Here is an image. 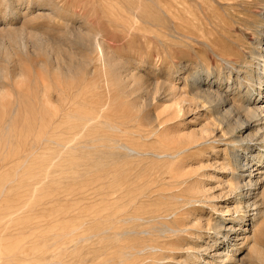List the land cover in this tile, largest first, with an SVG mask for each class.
Segmentation results:
<instances>
[{
    "label": "rangeland",
    "instance_id": "1",
    "mask_svg": "<svg viewBox=\"0 0 264 264\" xmlns=\"http://www.w3.org/2000/svg\"><path fill=\"white\" fill-rule=\"evenodd\" d=\"M120 1L0 0V67L7 72L5 78H0V87L2 88L3 85L7 92L4 99L0 102V192L5 187L7 196L16 197L20 192L23 193L25 190L32 189L38 185L37 188L40 194L37 196L39 198L51 196L53 193L57 194L61 189L72 192V194L75 192L74 194L81 197L83 196L80 205L85 214L83 230L86 239L83 243V248L75 250L76 252L72 250L68 252L60 251L63 252L59 256V259L63 260L62 264H130L135 257L126 258L123 255L120 259H125V262L120 263L119 258H115V248L120 250L128 243L142 241V237L132 235L115 240V169L120 162L126 163V161H130L124 154L115 152V149L110 147L112 146L110 145L112 141L107 138L111 135L109 133H113L110 138L115 137V133L106 130L107 136L104 128L99 129V133L103 132V134H100L99 140L95 141L96 144H93L98 149L79 148V150H72L70 148L71 150H69L67 148L66 150L55 142L62 143L67 139L63 144L68 145L70 141L71 143L73 142L72 144H74V141L76 143L79 138L77 140L73 138V133L75 134L79 128L78 124L82 123L81 121H83L85 115H95L97 112H104V116L108 115L106 117L113 121H115L116 114V118L125 121V123L128 121V126L125 125V128L131 131L150 130L157 123L156 118L159 117L160 120L169 118L166 123L171 131L190 133L202 129L204 125L210 123L213 119L212 112L200 108L194 110L188 108L186 113L181 116V113L173 111L174 108L168 109L174 104V101H172L173 103L171 101L165 102V100L164 103L163 101H157L163 94L161 87L162 83L167 79V69H171L174 83L183 87L181 74L177 75V61H190V59H193L192 56H194L192 50L190 52V48L182 44L177 46L175 43H173L174 46L168 48L163 38L160 39L162 37L161 29L166 26L162 24L164 20L161 18L159 11V6L161 7L164 4V0H156V2L155 0H132V3L134 1L142 3L138 7L135 3L138 17L129 16L127 9L132 4L130 0ZM159 1L162 2L159 3ZM186 1L189 2V6L194 12L196 10V12H201L204 9V12L206 11L207 13L210 10V15L212 14L211 11L223 14L228 10L229 14L232 11L234 13V10L228 5H220L228 2L234 3L232 0H220V2L218 0H214V2H212L213 0H203L204 7L197 6L198 8L195 5L193 7L191 0ZM237 1L240 6L236 5L237 7L234 8L235 12L239 11V18L244 19L245 22L243 21V23H246L243 26V28L245 26L246 28H244L238 41L243 43L245 40L244 43L247 45L245 46L243 43L244 46L249 47L251 27L255 25V16L259 19L258 13L262 5L257 0H254L253 3H251L252 0H236L235 2ZM116 5L121 7L117 8ZM247 6L250 7L248 8ZM209 7L211 9H208ZM119 9L123 10V12L121 13ZM229 9L232 10L230 11ZM152 11L156 14L152 13ZM118 12L120 13L118 14ZM140 14H142V17ZM113 15H116L115 18ZM127 17L131 22L130 25L133 26L132 30L139 31L135 33L131 29L121 30V26L124 23L120 25L119 23L123 22ZM224 17L228 18L225 15ZM109 18L112 19L108 20ZM117 18L120 19L117 20ZM144 20L146 22L151 21L146 23ZM142 22L144 28L149 25V29H145L150 31H145L143 26H141ZM157 23L160 24L158 25ZM138 24H141V27H136ZM162 25L163 27H161ZM234 27L236 28L237 25ZM170 28L175 29L173 23ZM115 29H120V31L116 32ZM182 29L184 28L181 27L180 30ZM141 31L145 33L142 35ZM152 33L155 35H152ZM203 33L205 36L208 35L207 37L212 35L209 26L205 28ZM94 35H97L106 50L114 53L118 60L124 62L127 69L130 68L131 74H135L141 79V89L139 87L136 89L137 91L128 93L118 86H113L112 78L107 74V68L105 67L101 68L100 78H94V76L89 74L91 67L95 64L89 63L94 54L88 49V42L90 36ZM261 39V46H257L254 42L252 46L256 49L259 47L257 51L263 54L264 35L261 36ZM218 44L219 47L223 45V47L221 46L223 49L230 45L225 40H220ZM201 46V48L199 47L200 52H198L200 57L206 55L209 58L212 56L209 46H206L205 43ZM235 46H237L236 43L233 47ZM236 49L238 52L240 51L238 46ZM170 50H174L172 51V53L175 52L176 54L174 58L169 56ZM237 56L244 58L247 55L244 52H239ZM257 59V57L250 59L248 56L246 60L251 61L249 64H252L254 71L257 68ZM20 72H23V77L18 76ZM262 73L264 77V71ZM108 79L111 81L110 87L107 86ZM257 88L258 86H256ZM255 91H251L249 96V91L244 94V90L242 92L243 96L241 93L240 97L237 98V103L240 100L239 102L241 103L251 105L254 100L260 99V105L264 106V93L260 95L258 90ZM154 95L156 101L153 99ZM45 97H50L54 102L53 108L49 104L46 106ZM166 103H171V105ZM64 112L68 113L65 114ZM71 114L73 116H70ZM233 116L234 119L240 116L242 120H245L246 117L245 113L241 115L236 111L233 112ZM106 117H102V120H105ZM69 118L72 119L69 120ZM132 124H134V127ZM252 124L255 127L257 126L254 133H257L261 127L260 133L264 132V119L254 120ZM88 132L87 135L80 138L83 140L90 139L91 136L95 138V135H92L95 134V131ZM242 133L246 134L247 132L241 129L236 132L237 135ZM131 137H133L131 140L144 144L146 148L155 146L160 148L162 146L154 142L155 139H139L133 135ZM105 139H107L106 142L109 144L105 142ZM220 143H217L218 150L216 152L212 150L210 145H205L204 153L202 151L200 155L191 157L188 162L190 169L194 170L203 188L200 195L201 202L196 204L197 206L195 205V208L192 209L194 211H190L189 218L185 220L193 236L189 237V235L185 234V238H183L184 235H181L180 239L166 238L167 250L171 251H167V254L169 253L167 258L160 264H184L183 260L187 264H192L202 261V259L209 260L207 264H221L219 259H215L212 256V253L223 249L231 255V261L227 264H264V212H262V217L260 216L261 218L259 217V221L257 220L256 223V221H253L252 213L254 210H251L252 207L247 208L245 207L246 205H243L240 211L237 212L235 210L236 194L233 191L231 192L229 187L233 177L231 170L225 168L232 165L231 150H229L231 148L222 142ZM252 143L257 150L258 147H264L262 139L255 140ZM239 148L237 147L239 150L237 151L244 156V147ZM74 154L77 156H74ZM26 156L30 158L25 162ZM131 161L133 166H136V169L141 170L142 167L140 165L143 166V172L146 170L153 171L159 165L155 160L151 159L141 160L140 158H134ZM95 165L99 166L96 167ZM260 168H263L262 171H264V164ZM243 169L249 168L245 167ZM243 169L239 168V171L237 170L238 173L243 172ZM251 169L243 173L247 176ZM168 170V168L164 167L162 172L165 174L164 178H167L166 181L170 182L172 179ZM69 174L72 175V178ZM252 175L254 180L255 177L259 180H256L259 184L253 190V193L257 198H261H258V201H261L262 205H260V202L258 207L261 211H264V173H259L256 170ZM67 176L70 179L69 177L66 179ZM162 177L161 173L160 181L155 186L158 190L160 188L163 190L166 187V184L161 182ZM57 184H59V187ZM157 196L145 199L146 202L148 201L147 203L143 202L142 199L143 203L140 201L139 205H152ZM70 202L76 203L77 200ZM61 204L64 203L58 205ZM197 219L199 225L195 224ZM219 221H222L225 227L233 229L226 232L224 230L226 228H221V231L216 233L213 227ZM174 257L175 259L172 260ZM178 260H180L179 263Z\"/></svg>",
    "mask_w": 264,
    "mask_h": 264
},
{
    "label": "bare ground",
    "instance_id": "2",
    "mask_svg": "<svg viewBox=\"0 0 264 264\" xmlns=\"http://www.w3.org/2000/svg\"><path fill=\"white\" fill-rule=\"evenodd\" d=\"M130 1L132 3V0ZM140 1H137L138 3L134 1L132 3L133 5L130 4L131 6L127 9L129 11V16L131 15L134 17L138 15V11L135 10V3L138 7L142 4ZM202 1L203 0H200V2L199 0H191L193 7L195 5L196 8H198L197 6L204 7V1ZM218 1L220 2V0ZM233 1L235 4L230 2L226 4H220L231 7L234 10V13L232 11L231 14H229L228 10L223 14L220 12L215 13L211 11V15L209 14L210 10L208 13L206 11L204 12V9H202L203 11L201 12H196L197 10L194 12L191 6H189V2L186 0H164V4H162L161 7L159 6L161 18L164 20V23L162 24L166 25L163 29H161L162 37L160 39L163 38L166 47L168 46V48L174 46L173 43H175L177 46L182 44L190 48V52L192 50L194 56H192L193 59H190V61H177V75L181 74L180 76L182 78L183 87L174 83L171 69H167V79H165L161 87L163 90V97L161 96V98H158L157 101H163V103L164 100L165 102L174 101V104L168 109L170 110V108H174L173 111L175 110L179 114L181 113V116L186 113V109L188 108L193 110L200 108L204 109L205 111H210L213 114V119L212 121L210 120V123L204 125L202 129L190 133L184 131L176 132L175 130L173 132L167 127L166 122L169 121V118H165L166 120H160L159 117H157V123L152 126V129L131 131L125 128V125H127L128 121L125 123V121L116 118V114L115 121H113L109 120V117H106L108 115L104 116V112H97L95 115H85L83 121H81L82 123L78 124L79 128L75 134L73 133V138H76V140L79 138L76 143L74 141V144H72L73 142L71 143L70 141V144L68 145L63 144L67 139L62 143L58 142L57 140V142L54 141L56 144L66 150L67 148H69V150H79V148L94 149L97 148V146L93 144H96L95 141L97 142L99 140L98 137L101 136L100 134H103V132L99 133L98 130L104 128V132L107 130L115 133V137L110 138L113 133H109L111 135L108 136V133L106 132V135L109 137L107 139L112 141V144L110 143L112 146L110 147H113L115 152L122 153V155L124 154L128 159H130V161H126V163L124 162L125 164L120 162V164L115 169V240L123 238L124 236L136 235L138 237H142V241L128 243L120 250L115 248V258H119L120 263L125 262V259H120L123 255H125L126 258L135 257V259L130 264L163 263L169 254H167V251H171L167 250V243L165 241L166 238L172 237L180 239L179 237H181V235H184L183 238H185V234L189 235V237L193 236L190 232L191 229L187 227L189 225L185 220L189 218V215L191 214L190 211L195 208V205L201 202L200 195L202 194L203 188L201 186V181L198 179L197 175H195L194 170H191L192 168L190 169V164L188 162L191 157L200 155L205 145H210L214 152L218 150V144L220 142L228 145L231 148L229 150H231L230 154L232 158V165L227 167L224 165V167L231 170V175L233 177L229 187L231 192L233 191V193L236 194L234 206L235 210L237 212L240 211L243 205H246L245 207L247 208L252 207L251 210H254L252 213L253 221H256V223L262 212H264L258 207L259 203L261 202L258 201V198L260 197L257 198V196L253 193V190L257 184H259L256 181L258 179L255 177L254 180L252 177V173H254L256 170H258L259 173H264V171H262L263 168H260L262 164H264V147H258L257 150V148H255L252 143L253 141L259 139L264 141V132L260 133V129L262 127L258 129L257 133L255 132V134L254 131L257 126L255 127V125L252 124L254 120L264 119V106L260 105V99L254 100V103L251 105L247 103H241L239 102L240 100L237 103V98L240 97V94L244 90V94H247L249 91V96L251 95L250 92L253 90H258L260 95L264 93V77L262 75V72L264 71V53L262 54L257 51L259 47L256 49L252 46L253 42L256 43L257 46H261L262 44L261 36L264 35V0H257L262 6L260 7L261 9L258 13L259 19H257L255 16V25L251 27V36L248 43L249 47H245L247 45L244 43L245 40L243 42L245 46L243 43L238 41V38H240L242 35L244 28H246V26L243 28L246 23H243L244 19L239 18V11L237 10V14L234 9L237 7L236 5H239L240 3L238 1L235 2L236 0H232V2ZM253 1L254 0H252L251 3H253ZM119 2L121 1L119 0ZM161 2L159 1V3ZM212 2H214V0ZM119 7L121 6H118L117 8ZM208 9L211 8L209 7ZM119 10L121 13L123 12V10ZM216 10L218 11V9ZM120 12H118V14ZM152 13L155 12L152 11ZM140 15L142 17V14ZM224 15L228 18L224 17ZM128 17L127 19L125 18L123 22L119 23V25L124 23L122 24L123 26H121V30H132L133 26L130 25L131 22ZM110 19L112 18H109L108 20ZM119 19L117 18V20ZM150 21L151 20L147 22L149 23ZM248 21L246 22L248 23ZM144 22L146 21L144 20ZM172 23L175 27V29L173 28L174 30L170 28ZM140 25L138 24L136 27L143 26V22L142 25ZM163 25L161 27H163ZM235 25H237L236 28L234 27ZM208 26L212 32L210 37H207L208 35L205 36L203 33L205 28H208ZM181 27L184 29L180 30ZM117 28L119 27L117 26ZM145 28L149 29V25ZM118 30L120 31V29H115L116 32ZM136 31L139 30H134L135 33ZM145 31L150 30L145 29ZM154 31L152 32L154 33ZM140 33H142V31ZM153 33L152 35H155ZM152 38L154 37L152 36ZM97 39V35L92 37L90 36L88 42V49L94 54V57L89 61V63L95 64V67H91L92 69L89 71V74L94 76V78H100L101 68L105 67L107 68V74H109V76L112 78L113 86H118L120 89L125 90L128 93L134 92L136 89L142 86L141 79L135 74H131L130 68L127 69L125 63L118 60L114 53L106 50L100 40ZM175 40L178 41L175 42ZM220 40H225V42H229L230 45H228L226 49L222 48L223 45H221L222 47L220 46V48L218 44ZM204 43L206 46L211 48L212 52L210 53H212V56L209 58H207L206 55L204 57H200V55H198V52H200L199 47ZM235 43L240 50L239 52H244V54L247 55L246 57L240 58L237 56L239 52L236 49L237 46H235L236 48L233 47ZM172 51L170 50L169 56L174 58V55L176 54L175 52L172 53ZM248 56L250 59L255 57L258 58L256 62V71H254L252 68V64H249L251 61H246ZM6 74L7 72L5 69L0 67V78H5ZM18 76L23 77V72H20ZM107 83V86L110 87L111 81H109V79L107 80ZM256 86H258L257 89ZM6 93L7 92L2 85V88L0 87V102L4 99ZM44 99L46 106H48L47 104H49L51 107L54 106V102L50 99V97H45ZM153 99L156 101L155 95ZM169 104L171 105V103ZM234 111L241 115L242 113H245V120H242L240 116L234 119ZM68 112L70 114V110ZM70 116L73 115L71 114ZM102 117H106V119L102 120ZM72 118H69V120ZM132 125L134 127V124ZM129 128L131 127L129 126ZM240 129L247 133L237 135L236 132ZM90 131H95V134H92L95 135V138L92 136L90 139L83 140L80 138L84 137V135H87V132L90 133ZM131 135L135 136V138L137 136L139 139H155L154 142L162 146L160 148L157 146L146 148L144 144L131 140L133 139V137L130 138ZM107 139H105V142ZM100 143L101 141L99 142V145ZM242 146L245 149L244 156L238 152V149H240L239 147ZM29 156H26V159L24 160L25 162L30 158ZM74 156L77 155L74 154ZM134 158H140L141 160H155L159 165L153 171L146 170L144 172L143 166L140 165V167H142L141 172V170L135 168L136 166H133L131 159ZM95 166L98 167L99 165ZM164 167L168 168V172L171 173L172 181L170 182L166 181L167 178H164L165 174L162 172ZM245 167H248L249 169L252 168L247 176L243 172L248 171L249 169H243ZM239 168H242L243 172L238 173ZM155 173L156 175H154ZM161 173L163 175L161 182L166 184V187L163 188V190L161 188L158 190L155 186L160 181L159 178ZM70 175L71 174H69V176ZM69 176H67L66 179ZM78 177H80V175H78ZM62 181L64 182V180ZM57 186L59 187V184H57ZM37 187L38 185L32 189L25 190L23 193L20 192L16 197L7 196V189L5 187L0 192V201H2V203H0V264H62L63 260L59 259V256L63 252L60 251L68 252L83 248V243L86 239L83 230L85 224V214L80 205L83 196L81 197L74 194L75 192L72 194V192L61 189L59 192H57V194L53 193L51 196L39 198L37 195L40 194V191ZM71 194L72 196H70ZM155 196H157V199L154 200L152 205H139L142 199L143 202L147 203L148 201L146 202L145 199H150ZM75 200H77L76 203L70 202ZM60 203L64 204L58 205ZM260 205H262V202ZM195 224L199 225L198 219ZM221 228H226L224 229L226 232L233 229L230 227H225L222 221H219L213 227L216 233H219ZM213 252L214 253H212V256H214L215 259H219L221 264H227L231 261V255L228 251L223 249L220 251L218 250V252ZM174 259L175 257L172 260ZM179 261L180 260H178V263ZM183 261L184 264H187L185 260ZM208 262L209 260L202 259V261L192 264H207Z\"/></svg>",
    "mask_w": 264,
    "mask_h": 264
}]
</instances>
